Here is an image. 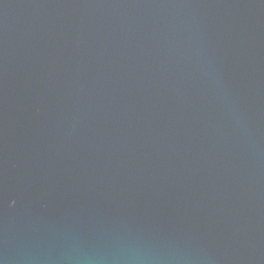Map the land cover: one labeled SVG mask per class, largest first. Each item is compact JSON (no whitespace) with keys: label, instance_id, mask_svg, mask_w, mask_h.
Returning <instances> with one entry per match:
<instances>
[{"label":"water","instance_id":"95a60500","mask_svg":"<svg viewBox=\"0 0 264 264\" xmlns=\"http://www.w3.org/2000/svg\"><path fill=\"white\" fill-rule=\"evenodd\" d=\"M0 264H264V0H0Z\"/></svg>","mask_w":264,"mask_h":264}]
</instances>
